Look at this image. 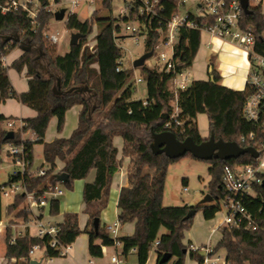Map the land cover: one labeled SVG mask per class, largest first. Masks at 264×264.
Instances as JSON below:
<instances>
[{
  "label": "trees",
  "instance_id": "trees-1",
  "mask_svg": "<svg viewBox=\"0 0 264 264\" xmlns=\"http://www.w3.org/2000/svg\"><path fill=\"white\" fill-rule=\"evenodd\" d=\"M10 0H0V99L16 98L22 104L34 109L37 116L23 119L25 126L14 131V138L7 139L8 131L0 130V153L6 144H20L22 132L31 131L37 140L26 141L31 165L34 162V146L43 145L45 163L48 165L45 175L31 176L27 172L12 174L9 180L0 185V220L9 218L6 229V257L15 259V264L29 257L34 245L47 246L48 239H40L31 234L18 237L10 243L14 235L13 224L28 220L29 216L18 208L25 196L19 193L7 206L4 215L3 187L16 181H24L29 192L43 188L48 183L59 182L58 173L67 172L70 180L63 183L73 189L76 179H86L95 170V179L85 183L83 200L89 220L84 229L79 225L77 213L66 212L60 224V239L64 243H74L83 233L89 236L90 256L103 257V246L112 245L114 239L101 226V213L107 208L114 176L121 171L124 157H129L128 186H123L118 196L119 221L121 225L135 223L134 233L120 237L124 254L137 251L138 264H147L150 253L156 250V264H186V258L200 264L204 255L199 251L188 252L184 242L186 233L194 223L195 216L189 217L191 209L202 211L204 218L214 219L221 211V187L226 166L251 165L257 159L244 154L236 159H213L208 192L214 197L213 202L199 205L166 207L164 192L166 178L171 162L180 158H169L166 154H154L151 144L154 137L163 131L176 133L180 140L191 136L197 143L209 137L202 136L197 118L206 114L209 118V132L215 133L216 140L237 141L243 147L259 148L264 144V129L255 122L248 121L243 110L251 90H234L221 83V74L214 67L213 77L193 80L186 90L178 92L177 97L171 80L174 70L169 72L164 66L146 64L140 67L147 85L146 101L133 96L136 87L130 79L133 69L120 67L123 58L122 48L118 46L117 36L122 32L123 24L130 20H142L136 13L129 17H115L112 13L113 0H98V7L89 18L81 21L77 13H70L66 19V28L82 34L77 45H71L65 54H59L49 38L45 36L49 22L54 19L55 10L52 0H39L40 10L35 18L24 9L3 13L1 7ZM249 14H245V27L253 26L256 34L255 49L264 55V14L262 2L250 0ZM60 4L61 0H54ZM166 6V16L176 10L172 0H161ZM97 27L94 51L85 47L88 36ZM149 30L145 52L151 51L159 42L160 33ZM180 39L174 47L177 71L190 68L196 59L202 43L199 30L181 29ZM18 36L20 41L14 38ZM8 37H12L10 40ZM31 45L11 65H6L1 58L16 47ZM96 64L97 68L93 65ZM213 66V64H211ZM22 73L26 70L28 90L17 93L9 77V69ZM79 89H83L79 91ZM176 98L179 112L172 119L174 110L172 101ZM75 105H82L79 124L69 138H56L46 142V133L52 118H57L58 132L66 123V114ZM0 115V124L6 119ZM169 129H165L168 122ZM210 133V135H211ZM254 134V138L250 136ZM117 136L123 137V156L119 159V150L114 144ZM243 137L246 140L243 141ZM191 154V153H190ZM192 155V154H191ZM64 163L63 169L56 171L58 162ZM1 162V159H0ZM264 179V173L262 175ZM257 229L222 228V239L216 251L226 249L229 264H264V182L254 186V195L245 201ZM50 215L60 214V200L49 206ZM100 218V225L95 229V219ZM159 243L155 247V244ZM165 253L172 257L161 262ZM49 257H58L55 250L47 248Z\"/></svg>",
  "mask_w": 264,
  "mask_h": 264
},
{
  "label": "built area",
  "instance_id": "built-area-1",
  "mask_svg": "<svg viewBox=\"0 0 264 264\" xmlns=\"http://www.w3.org/2000/svg\"><path fill=\"white\" fill-rule=\"evenodd\" d=\"M176 3V10L169 17L166 16L167 8L161 0H124L125 7L120 10V17H129L131 14H137L142 20H130L123 24L122 32L117 36V44L119 47L120 41L125 38H131L134 44H139L148 39L147 33L149 30L155 29L160 33V38L157 46L153 48L160 49L159 62L169 72L174 70V76L171 80L172 88L175 96L181 90H186L191 85V74L189 68L177 71L176 58L174 47L180 39L181 29L199 30L201 34L207 33L214 37H219L223 40L235 43L248 56L250 72L247 77V86L251 90L250 95L243 110L244 117L250 121L258 123L264 129V55L257 52L255 49L256 34L253 26L245 27L246 14L240 0H172ZM32 1L20 2V0H10L7 4L1 7L3 13L10 11H18L24 9L28 15L35 18L40 10H32ZM78 1L73 0L71 5L76 7ZM70 13H74L73 9ZM45 36L55 44L58 41L56 35ZM122 43V42H121ZM1 61L6 64V55L1 58ZM123 64V58L120 60V67ZM143 79L138 78L141 82ZM176 100V98H175ZM177 101V100H176ZM179 112L178 104L174 107L171 114L172 119H176ZM171 121L165 125V129H169ZM25 126L23 121L16 119H6L0 124V130L17 131ZM26 133H30V137H24ZM252 134L250 138H254ZM28 140H37L33 132H22V140L20 144H8L7 154L13 163L22 166L23 170L19 171L24 175L28 168V173L32 176H42L46 174L47 169L42 167L39 171L32 170V165L29 160V152L25 147V142ZM243 141L246 137H243ZM259 157L256 158V163L251 165H236L226 166L223 175V185L221 187V209H225L226 215L220 220V226L224 225L233 229H257V225L253 220L250 212L245 206V201L254 195V186L264 182L262 175L264 173V144L257 148ZM16 173V172H15ZM187 190V188H185ZM62 182L48 183L43 188L29 192L24 184V181H16L3 187V196L10 197L23 193L24 201L19 207V211L28 214V220H22L21 224H13V229L20 228L17 234L13 235L10 243H15L18 237L31 234L40 239H48L47 246L41 244L34 245L29 251V257L24 259L30 263L31 259L37 252H41L47 259V248L55 250L58 257H67L70 254L72 243H64L60 239V224L47 220L46 209L54 201L60 200L64 195ZM220 212V211H219ZM50 213V212H49ZM10 225L9 220H0V231L5 232ZM219 226V227H220ZM121 223L119 219L112 224L106 226V231L109 232L114 242L111 246L114 252L109 255L107 264H128L127 255L124 254L122 241L120 240ZM159 243L157 240L155 247ZM188 252L199 251L204 255L201 264H229L225 256H220L217 247L206 245L196 246L188 244ZM108 246H103V251L106 252ZM120 247L122 248L120 250ZM200 264V263H199Z\"/></svg>",
  "mask_w": 264,
  "mask_h": 264
},
{
  "label": "rangeland",
  "instance_id": "rangeland-1",
  "mask_svg": "<svg viewBox=\"0 0 264 264\" xmlns=\"http://www.w3.org/2000/svg\"><path fill=\"white\" fill-rule=\"evenodd\" d=\"M35 5L39 3V0H34ZM78 5L75 7L76 11L80 14V17L82 19H85L89 16V11L91 9H96L98 5V0H78ZM255 2H262V0H255ZM72 0H62L60 4H56L54 0H52L50 8H60V9H66L68 12L70 9H72ZM113 10L112 13L115 17H119L120 10L125 7L124 0H113ZM34 4H31L32 10L38 9ZM69 13H67L68 16ZM49 28L46 32H48ZM51 30L53 32H57L58 36L61 38L65 36L66 39L62 38V42L59 44V53H65V51H68L70 49V43H71V35L65 34L64 31L67 30L64 20L58 21L54 19L51 23ZM62 33V34H61ZM93 34V33H92ZM90 34L87 39V43L85 44V47H89V50L92 52L94 51L96 40L95 37ZM62 35V36H60ZM124 38V40L120 41L119 45H122V53H123V66L128 69H133L134 73L130 79V82H133V84L136 87V92L134 93L133 99H141L146 101L148 98L147 93V85L144 80V76L141 73L140 67L134 68V62L137 58L145 54L146 49V43L142 41L139 44H134L133 40L131 38H125V36H121ZM122 42V43H121ZM63 43V44H62ZM53 44V43H52ZM57 50V44H54ZM154 54L151 58H149L146 61V65L149 67H153L154 65H160L159 57H160V49L156 48L154 50ZM239 55V54H237ZM221 61L220 57H214L211 53L206 52L203 48H201L198 56L194 60L193 65L191 66V72L193 78L198 77H208L209 76V66L211 64H215L216 69H218L219 63ZM94 67L97 68V65L94 64ZM142 78L143 80L141 82H138L137 79ZM197 122L199 125L200 132L205 136L209 137V118L206 116V114H199L197 118ZM73 120L68 118V122L65 126V129L63 128L62 132L64 136H70L71 132L73 131ZM54 131V129H53ZM61 132V131H60ZM59 132V133H60ZM50 134L52 132L50 131ZM121 139V138H119ZM122 141V139H121ZM9 145L6 144L3 146L0 157L2 158V161L0 162V185L7 182L12 174L15 172L22 171L23 168L20 165H17L13 163L11 158L7 155ZM130 161L129 157H124L122 167L125 171H128L127 168L128 162ZM44 162L43 159V145L38 144L35 147V159L32 165V170L39 171L42 168V164ZM211 167L210 161L208 160H200L190 153H187L186 156L171 162L168 174L166 178V187L164 192V205L166 207H172V206H184V205H199L201 204L202 200L205 198V194L208 192V185L209 180L211 178L209 168ZM46 169L48 168V165L46 164ZM62 164L59 163L57 166L56 171L62 170ZM96 174V171L93 170L90 173V176L87 180H90L93 175ZM86 179H76L74 181V187L73 189H68L63 183L62 187L64 188V195L60 197V208H61V215L58 214L56 216H53V220H62L63 214L66 212H72L77 213L79 217L80 227L83 226V223L86 221L87 216L85 212L86 203L83 200V188H84V182ZM113 182V181H112ZM187 188V190H185ZM117 196V189L112 184L109 194V203L107 205V208L104 209V215L102 216V221H107L108 224H112L113 222L117 221L119 217L116 214V197ZM13 196L5 197L3 196V208H4V215L6 214L7 206L13 201ZM20 207V206H19ZM19 209V208H18ZM46 216H48L49 208L46 209ZM197 215L194 218V223L192 227L189 229V232L186 233V240L189 238L190 233H192V236L196 238L199 243H206L209 236H211L212 227L218 224L220 220L226 215L225 209L222 208L220 212H218L217 216L214 219H206L204 218V215L202 211H199L196 213ZM105 215L107 217H105ZM4 216V220H5ZM9 220V218L7 219ZM21 221V220H20ZM131 223V222H129ZM103 226V225H102ZM224 225L220 226V229L217 230V232L213 236V240L215 242L220 241L222 238V228ZM18 229V227H17ZM20 229V228H19ZM126 227L124 229H120V235L124 233ZM127 235V234H126ZM5 233L0 231V264H15L16 260L6 257V251H5ZM122 248L120 247V250ZM150 259L148 260L147 264H156V250L153 249L151 251ZM218 254L220 256L226 255V249L222 247L219 249ZM37 258L41 259L44 257V255L41 252H37L35 255ZM128 256V255H127ZM193 260V259H192ZM47 258L44 257L42 264H47ZM103 260L97 259L98 263H102ZM187 263L191 262V258L189 256L186 258ZM196 261V260H194ZM128 264H138V256L137 252H131L129 255V258L127 259ZM20 264H27L26 262H22ZM104 264V263H103Z\"/></svg>",
  "mask_w": 264,
  "mask_h": 264
},
{
  "label": "crops",
  "instance_id": "crops-1",
  "mask_svg": "<svg viewBox=\"0 0 264 264\" xmlns=\"http://www.w3.org/2000/svg\"><path fill=\"white\" fill-rule=\"evenodd\" d=\"M28 1H32V4L35 5L34 0H20V2H28ZM76 1H78V0H76ZM61 2H62V0H61ZM262 5H263V14H264V0H262ZM35 6L36 7H40V3H38ZM72 9H73L74 13H77V15H78V17H79V19L81 21H84V20H86V18H89L92 15V13L96 10V9H91L89 11V16L86 17L85 19H82L80 17V14L76 11V8L72 7ZM72 9H70V11ZM54 10L57 11V10H60V8H55L54 9V7H53V11ZM70 11L68 12V10H66V14H65V17L63 19L64 22H65V25H66V19L70 15ZM67 13H69L68 16H67ZM54 19H55V17H54ZM54 19H52L49 22V25H48L49 30H48L47 34L49 36L50 35H56L57 36L58 41L55 42V43L57 44V52L59 53V51H58L59 50V44L62 42V38L63 37L60 38L58 36L57 32H53L51 30V23H52V21ZM73 32H76V31H72V30H68V29L66 31H64V33L66 35L67 34L72 35ZM96 35H97V27L95 26L92 36L95 37V40L97 42ZM60 36H62V35H60ZM64 39H66L65 36L63 38V41H64ZM70 47H71V43H70ZM201 48H203L206 52H209V54L211 53L214 57L218 56V57L221 58V61L219 63L218 69H217V70H219V72L221 74V83H223L224 85H226L229 88H232L234 90L235 89L236 90H244V89H246L247 83H248L247 82V77H248V74L250 72V66H249V62H248V56H247V54L245 53L244 50H242L235 43H231V42L223 40V39H221L219 37L216 38V37H214V36H212L210 34H207V33H204L203 36H202V43H201V47L199 49V52H200ZM68 51H65V53H67ZM23 53H24V50L22 49V47H16V48L10 50L8 52V54L6 55V58H7L6 65H8V66L11 65ZM65 53H59V54H65ZM237 54H239V55H237ZM213 67H215V64H213ZM191 68L192 67L189 68V71L191 70ZM8 73H9V77H10V80L12 82V85H13V87H14V89H15V91L17 93H23V92H26L28 90V78L26 76V70H24L22 73H19L14 68H10ZM190 74H191V80L192 81L193 80H202V79H208L209 78V76L208 77L202 76V77H198V78H193L191 71H190ZM172 104L175 107L176 104H177V101L176 100L172 101ZM81 110H82V105L73 106L72 109L69 110L67 112V114H66L65 126H66V124L68 122V118L70 117V119L73 120V129L72 130L76 129L78 124H79V113H80ZM0 115H4L7 118L12 117L10 119H16L18 121H23V119L36 117L37 116V112L34 109L22 104L16 98H8L5 102L1 101V99H0ZM57 125H58L57 118H52V120L50 121L48 130H47V133H46V137H45V141L46 142H52L56 138H62V137L63 138H69L71 136V135L67 136V137L64 136L62 131L59 133L58 130H57ZM65 126H64V129H65ZM53 129H54V131H53ZM50 131L52 132V134H50ZM72 133H73V131L71 132V134ZM30 136H31L30 133H26L24 135V137H30ZM202 136H204V135L202 134ZM119 138H121L122 141ZM114 144L118 148V150L120 151L119 152V159H121L122 156H123V150H122L123 145H124L123 137L117 136L115 138V140H114ZM37 145L38 144H36L34 146V159H35V147ZM8 157H9V155H8ZM0 159L2 161L1 157H0ZM43 159H44V155H43ZM59 163H61L62 167H63L64 163L61 162V161H59L58 164ZM58 164H57V166H58ZM42 167H46L45 159H44V162L42 164ZM95 175H93L90 180H87L89 178V177H87V179L84 182V187H85V183L86 182H90V181H93L95 179ZM112 183L117 189V196L115 198L117 199L116 200V214L118 216V213H119V209H118V201H119V199H118V196H119L121 188L123 186H128L129 185V183H128V171H125L122 168L121 171L114 176ZM83 191H84V188H83ZM104 212L105 211L102 212V216L104 215ZM85 216H87V218H86V221L83 223V226L81 227V229L85 228V226H86V224H87V222L89 220V216L87 214ZM52 217L53 216L50 215L46 219L50 220V221H54V222H59V223H62L63 220H64V214H63L62 220H59V221L53 220ZM105 217H107V216L105 215ZM106 222L107 221H102V217H101V226L103 225L104 227H106L107 226ZM21 223H22V220L20 222H18L17 224H21ZM219 223H220V221L218 222L217 225H215L214 227L211 228L212 229V231H211L212 235L209 236V238H208L206 243H204V242L199 243V241L192 236V233H190L189 238L187 240L185 239L184 242L187 245L188 244H193V245H196V246L211 245V246L217 247L218 243L221 241L222 238L220 239V241L215 242L213 240V236L217 232V230L220 229V227H219L220 224ZM79 224H80V222H79ZM124 227H126V229H125L126 231H124V233H122L120 236H124L126 234L130 235V234H133L135 232L134 231V229H135V223L134 222H131V223L128 222V223H125L124 225H121L122 229H124ZM18 231H21V230L20 229H14V235L17 234ZM4 233H6V231ZM88 243H89L88 234L87 233L81 234L76 239V241L74 243H72L70 254L67 257H54L52 259H47L48 260L47 264H103V263L107 264L109 255L112 254L115 249L112 248L111 246H108L107 249H106V252H104V256L103 257H94V256H90L89 249H88ZM5 248H6V244H5ZM5 251H6V249H5ZM132 251L133 252H137L135 249L132 250ZM131 252L128 254L127 259L129 258V255L131 254ZM156 254H157V252H156ZM150 256H151V254H150ZM157 257H158V254L155 256L156 260H157ZM43 259H44V257L39 259L36 256H34L31 259V261L35 260V261L39 262V264H42L43 263ZM97 259L103 260L102 263H98ZM149 259H150V257H149ZM22 262H26V261L25 260H21L20 263H22ZM185 263L186 264H199V262L194 261L192 259H191L190 263H187V261H185ZM27 264H30V263H27Z\"/></svg>",
  "mask_w": 264,
  "mask_h": 264
},
{
  "label": "water",
  "instance_id": "water-1",
  "mask_svg": "<svg viewBox=\"0 0 264 264\" xmlns=\"http://www.w3.org/2000/svg\"><path fill=\"white\" fill-rule=\"evenodd\" d=\"M244 7V11L246 14L251 12L250 9V0H240ZM66 9H60L55 11V19L62 21L65 17ZM12 37H8L10 40ZM16 41H20V38L16 36L14 38ZM82 39V34L79 32H73L71 35V45H77L79 41ZM24 51H30L31 45L22 46ZM154 49L143 54L134 62V68L142 67L145 65L146 61L151 58L154 54ZM209 74L211 75V81H214L213 70L214 67L212 65L209 66ZM83 89H79L82 91ZM7 139L14 138V131H8L6 136ZM151 150H153L154 154H166L170 159L171 158H182L187 155V153H191L194 157L200 160H213V159H236L237 157L250 154L254 158L259 157V151L256 147H243L237 141H225L220 138L216 140L215 133L212 132L209 138H206L201 143H197L193 137L189 136L185 140H180L176 133L172 131H163L157 134L154 137V140L151 144ZM56 178L59 182L66 183L70 180V175L67 172L58 173ZM24 195V194H23ZM214 197L210 193L205 194V198L202 200L201 204L213 202ZM197 211L195 209H191L188 213L187 218L197 215ZM95 229H98L100 225V218H96ZM172 255L170 253H165L161 258V262H167ZM30 264H39V262L32 260Z\"/></svg>",
  "mask_w": 264,
  "mask_h": 264
}]
</instances>
